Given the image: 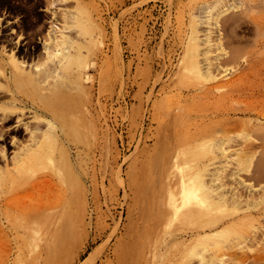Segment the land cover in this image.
<instances>
[{
	"label": "rangeland",
	"instance_id": "374dc122",
	"mask_svg": "<svg viewBox=\"0 0 264 264\" xmlns=\"http://www.w3.org/2000/svg\"><path fill=\"white\" fill-rule=\"evenodd\" d=\"M11 51L42 83L16 90ZM1 60L26 106L0 122V264H44L63 213L68 264H264V0H0Z\"/></svg>",
	"mask_w": 264,
	"mask_h": 264
},
{
	"label": "bare ground",
	"instance_id": "6f19581e",
	"mask_svg": "<svg viewBox=\"0 0 264 264\" xmlns=\"http://www.w3.org/2000/svg\"><path fill=\"white\" fill-rule=\"evenodd\" d=\"M72 20V19H71ZM73 22V21H72ZM70 23V22H69ZM65 36H63L62 37V39H57V40H53L55 37H53L52 39L50 38V40L49 39H47L46 41H47V43L45 44V47L43 48V50L45 49V51L46 50H48V49H51L52 48V51H53V53L52 54H48L49 55V58L50 57H52V58H57V62H58V64L60 65V67L61 68H67V66H70L71 64H73V61H74V57L72 56V55H70V53H69V51H70V49H72V45H71V43L69 42V41H67V38L65 39L64 38ZM56 39V38H55ZM59 40V41H58ZM72 42V41H71ZM3 49V48H2ZM4 50H5V48H4ZM5 52V51H4ZM44 52V51H43ZM49 53V52H48ZM10 54V53H9ZM45 55V54H44ZM51 58V59H52ZM24 60V59H23ZM18 61H20V60H18V58H17V55H15V54H13V52L11 51V55H10V59H9V64L10 65H12V68H13V71H10V81H12L13 80V84H14V86H15V88H16V90L18 91V92H21L22 91V81H19V76L20 75H23L22 77H23V79L24 78H27V79H29V81H30V84H33V83H42V81H41V79L42 78H35L36 80H33V78L31 79L30 77H31V74H29L30 76H27L23 71L25 70V69H23V67H24V62L23 63H20V62H18ZM56 62V63H57ZM0 63H2V64H4V61L3 60H1L0 61ZM23 65V66H22ZM29 65V64H28ZM184 65V66H183ZM183 68H187L186 66H187V61L185 60L184 61V63H183ZM0 67L1 68H4L3 66H1L0 65ZM35 70V69H34ZM6 70H4V74H3V76L4 77H6L7 76V73L5 72ZM36 71V70H35ZM39 72H41V71H39ZM50 72V71H49ZM34 73V72H33ZM57 72L55 71V74H56ZM47 74V73H46ZM49 74V73H48ZM54 74V75H55ZM42 75V74H41ZM41 75H39V76H41ZM45 76H47V75H45ZM29 77V78H28ZM34 77V76H33ZM36 77V76H35ZM42 77V76H41ZM52 77H55V76H52ZM45 78H47V77H45ZM9 79V78H8ZM7 79V80H8ZM21 80V79H20ZM56 80V79H55ZM58 81H59V79H58ZM26 82V81H25ZM44 82V81H43ZM55 83V82H54ZM60 82H58V84H59ZM4 84V83H3ZM28 84V83H27ZM57 84V85H58ZM35 85V84H34ZM24 88H25V86H24ZM23 88V89H24ZM34 90L37 92V94L36 93H33V95L34 94H36L38 97H36V95H35V99H38L39 101H40V103H43L44 105H48V108H50V107H54L53 106V104H57V110H58V104H60V98H61V96L59 95V94H56V93H54L53 94V100L52 99H48V97L46 96V97H44L42 94H41V92H40V90H39V87H38V89L37 88H35L34 87ZM57 92V91H56ZM56 94V95H55ZM4 95V94H3ZM15 95V94H14ZM42 95V97H40ZM55 95V96H54ZM52 97V96H51ZM0 99L1 100H6L5 101V104H4V106H0V116L2 115V118L0 119V122L1 121H6L7 119H8V117H9V115H10V113H12V111H10L14 106H18V105H20V106H26V103H24V101H23V98H19V97H15V98H13V96L12 97H10V96H7V95H5V96H3V97H0ZM65 99V101L67 102H65L64 101V106H65V104L67 105L69 102L72 104V105H67V107H69L70 108V106L72 107L74 104V100H75V98H73V97H71V96H69L68 94L66 95V96H64V98H63V100ZM73 101V102H72ZM62 100H61V104L60 105H62ZM59 105V106H60ZM47 107V106H46ZM45 107V108H46ZM55 107V108H56ZM75 107V106H74ZM64 108V107H63ZM62 108V109H63ZM69 108H64V109H66V111L68 112V111H70V112H72L73 110H74V108H73V110H72V108L71 109H69ZM51 109V108H50ZM64 109L62 110V111H64ZM69 109V110H68ZM36 111V110H35ZM43 111V110H42ZM65 112V111H64ZM69 112V113H70ZM47 113V112H46ZM54 113V112H53ZM52 113V114H53ZM9 114V115H8ZM44 114H45V112H44ZM44 114H43V116H44ZM51 114V115H52ZM67 114V113H66ZM50 115V114H49ZM59 115V114H58ZM39 117V116H38ZM46 117V116H45ZM57 118L59 117H61L62 118V116L61 115H59V116H56ZM64 118H65V116H64ZM10 119V118H9ZM40 119V118H39ZM50 119V118H49ZM52 119V118H51ZM65 119H67V118H65ZM56 121V120H55ZM59 121V120H58ZM68 121V120H67ZM17 124V123H16ZM54 124V123H53ZM56 124V123H55ZM70 124V123H69ZM29 125V124H28ZM48 126H50L51 128H52V126H51V124L48 122V124H47ZM47 125H46V127H47ZM72 125H73V127H74V125H76V124H73L72 123ZM23 126H25V125H22L21 126V124H20V126L19 125H17V126H15V128H17V130H15V129H13L12 130V132H15V134H16V132H17V134L18 133H20V130H22V131H24V128H22ZM1 127V126H0ZM26 127V126H25ZM34 127V126H33ZM14 128V127H13ZM30 128V127H29ZM50 128V129H51ZM54 128H55V126H54ZM260 128V127H259ZM26 129L27 128H25V131H26ZM264 129V128H263ZM263 129H262V131H263ZM53 130V129H52ZM31 132V131H30ZM32 133V132H31ZM8 133L7 132H5V131H1V129H0V137H2V138H4V137H7L8 135H7ZM34 134L32 133V136H33ZM44 135V137H42ZM42 136H41V138H43L41 141H37L38 140V138H37V140H36V142L35 143H33L34 145H33V147L32 146H30V148H32L30 151H29V153L27 152L24 156L27 158V159H29V158H37V157H40V156H42L43 154H44V152H45V149L47 148H50V142H51V138H50V136L47 134V135H45V134H43ZM39 136V135H38ZM31 136H29V138H30ZM36 137V136H35ZM240 137V136H239ZM262 137H263V134H262ZM32 138V137H31ZM40 138V137H39ZM40 138V139H41ZM5 139V138H4ZM34 139V138H33ZM36 139V138H35ZM39 139V140H40ZM263 139V138H262ZM12 140V139H11ZM76 140H78V139H76ZM4 141V140H3ZM13 142V141H12ZM218 144V143H217ZM219 145V144H218ZM24 146H26V145H24ZM210 146V145H209ZM215 146V145H214ZM27 147V146H26ZM29 147V146H28ZM212 147V146H211ZM259 147V146H258ZM218 147H216V149H217ZM222 148V147H221ZM210 149V148H209ZM213 149H214V147H213ZM220 149V148H219ZM2 150V149H1ZM0 150V152L2 153V151ZM212 150V149H211ZM28 151V150H27ZM221 151V150H220ZM24 152H26V148H25V150H24ZM21 153V152H20ZM19 153V154H20ZM215 153V152H214ZM18 155V154H17ZM21 155V154H20ZM17 157V156H16ZM22 157H23V154H22ZM254 157V156H253ZM239 158V157H238ZM241 158V157H240ZM14 159V158H13ZM251 159V157H248L244 162H243V167H242V169H241V171L240 172H250L249 171V166H248V164H247V162L248 161H250V163L252 162V160H250ZM255 160V159H254ZM20 161H22V164L24 163V159H20L19 158V161H18V163H20ZM13 162H16V161H13ZM17 163V162H16ZM15 164V163H14ZM21 164V165H22ZM239 165V164H238ZM252 164H250V166H251ZM260 166H261V164H260ZM263 166V167H262ZM261 166V171L259 172V174H260V176H262L261 175V173H262V171L264 170H262V168H264V165H262ZM13 171L14 170H12V172L11 173H13ZM220 171V170H219ZM258 173V172H257ZM263 173H264V171H263ZM13 174H15V172L13 173ZM259 174H258V176H259ZM254 176H255V173H254ZM218 177V176H217ZM240 177V176H239ZM224 178V177H223ZM221 180V179H220ZM248 180V179H247ZM255 180V179H254ZM202 183H203V181H202ZM223 183V182H222ZM225 183H227V182H225ZM224 183V184H225ZM235 183V182H234ZM201 184V183H200ZM207 184V183H206ZM241 185V184H240ZM202 186V185H201ZM223 186V185H222ZM203 187V186H202ZM201 187V188H202ZM240 187V186H239ZM204 188V187H203ZM209 188V187H208ZM216 188V187H215ZM243 188H245V187H243ZM247 188V187H246ZM249 188V187H248ZM205 189V188H204ZM207 189V188H206ZM212 190V189H211ZM262 192H263V195L262 194H260V195H262V196H264V187H262ZM220 192V191H219ZM225 192V191H224ZM224 195V194H223ZM236 195V194H235ZM240 195V194H239ZM234 196V195H233ZM262 196H260L261 198H262ZM212 197V196H211ZM239 198H240V196H239ZM223 199H224V197H223ZM236 199V198H235ZM263 199H264V197H263ZM261 200V199H260ZM225 201H227V200H225ZM224 202V201H223ZM222 202V203H223ZM234 203V202H233ZM241 203V202H240ZM223 205V204H222ZM229 206V205H228ZM237 208H238V206H237ZM241 209V208H240ZM56 214V213H55ZM38 216H40V215H38ZM42 217V216H41ZM43 217H44V215H43ZM46 217V216H45ZM69 217H71V216H69V213H63L60 217H58V219H57V217H56V219L57 220H55V226H54V228H52V229H48V230H46V233H48V235H49V237L45 240V242L46 243H48L47 244V246H46V253H47V259H46V261H45V263L44 264H68V258H65V259H63V260H60V257H59V255H60V253H61V250H62V248H63V246L65 245V243H66V241H67V238H68V235L70 234V233H72L71 232V229H70V226H69V221L71 220H68L69 219ZM54 218V217H53ZM43 220V219H42ZM46 219H44V221H45ZM52 218H51V220H49V221H51L52 222ZM43 221V222H44ZM42 222V223H43ZM48 222V221H47ZM72 224V223H71ZM45 225V224H44ZM46 225H47V223H46ZM31 228L29 227V226H27V228H30V230H31V233H32V241H38V238L36 237L37 235L39 236V235H41V234H39L40 233V227H39V225H38V222L37 221H33L32 222V224H31ZM42 226H43V224H42ZM45 227H47V226H44V228ZM42 232H44V230L42 229ZM28 241V240H27ZM264 245V244H263ZM200 255V254H199ZM201 257H202V255H201ZM212 257V256H211ZM210 257V258H211ZM44 259V258H43ZM213 259V258H212ZM259 260V259H258ZM89 261H90V259H89ZM92 261V260H91ZM216 262H217V260H216ZM86 263H88V262H86ZM85 263V264H86ZM89 264V263H88ZM200 264V263H199ZM201 264H204L203 262H201ZM212 264V263H211ZM213 264H215L214 262H213Z\"/></svg>",
	"mask_w": 264,
	"mask_h": 264
}]
</instances>
